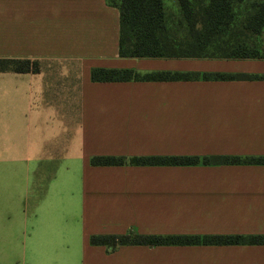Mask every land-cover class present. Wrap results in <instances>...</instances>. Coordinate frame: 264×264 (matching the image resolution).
Returning a JSON list of instances; mask_svg holds the SVG:
<instances>
[{
	"label": "crops",
	"instance_id": "0c3cea01",
	"mask_svg": "<svg viewBox=\"0 0 264 264\" xmlns=\"http://www.w3.org/2000/svg\"><path fill=\"white\" fill-rule=\"evenodd\" d=\"M119 21L112 0H0V264H264V245L91 243L264 234V165L128 162L264 156V78L91 80L93 69L264 76V59L124 58ZM107 156L127 162L92 164Z\"/></svg>",
	"mask_w": 264,
	"mask_h": 264
},
{
	"label": "trees",
	"instance_id": "16d2710c",
	"mask_svg": "<svg viewBox=\"0 0 264 264\" xmlns=\"http://www.w3.org/2000/svg\"><path fill=\"white\" fill-rule=\"evenodd\" d=\"M113 0L120 13L119 55L124 58L264 59V0ZM2 62H0L1 64ZM13 70L25 63L4 62ZM264 76L224 73H149L132 69H93L94 82L255 80ZM123 157H96L94 165H122ZM134 165H264V156L135 157ZM91 243L113 250L124 245H264V234L100 235Z\"/></svg>",
	"mask_w": 264,
	"mask_h": 264
},
{
	"label": "rangeland",
	"instance_id": "374dc122",
	"mask_svg": "<svg viewBox=\"0 0 264 264\" xmlns=\"http://www.w3.org/2000/svg\"><path fill=\"white\" fill-rule=\"evenodd\" d=\"M111 1V0H110ZM113 1V0H112ZM167 6L170 8H176V0H167L166 1ZM213 156H224V155H213ZM227 156V155H226ZM209 157V156H208ZM228 165H234V164H228ZM238 165H244V164H238ZM251 165V164H250ZM217 166V165H216ZM218 166H226V165H218Z\"/></svg>",
	"mask_w": 264,
	"mask_h": 264
}]
</instances>
